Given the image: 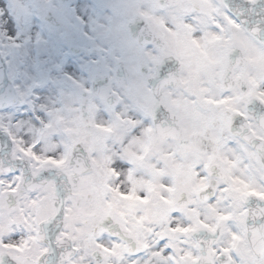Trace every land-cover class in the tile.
<instances>
[{
  "label": "clouds",
  "instance_id": "1",
  "mask_svg": "<svg viewBox=\"0 0 264 264\" xmlns=\"http://www.w3.org/2000/svg\"><path fill=\"white\" fill-rule=\"evenodd\" d=\"M0 13V68L23 101L0 109V145L7 130L62 161L33 177L25 158L15 194L4 173L0 244L28 241L24 264H264V0H0ZM60 204L54 257L42 222Z\"/></svg>",
  "mask_w": 264,
  "mask_h": 264
},
{
  "label": "snow or ice",
  "instance_id": "2",
  "mask_svg": "<svg viewBox=\"0 0 264 264\" xmlns=\"http://www.w3.org/2000/svg\"><path fill=\"white\" fill-rule=\"evenodd\" d=\"M7 28L12 29L13 24L8 22ZM262 99H264V97H262ZM5 138L7 143L5 145H0V153L11 149L13 152L18 151L21 154L19 156L13 155L7 162L0 159V187L5 185V180L3 178L4 173H8L7 187L4 188L6 192L15 194L20 191V184L24 182L25 177L22 175L19 165L25 158L31 160L35 166V170L32 173L33 177H39L42 174L44 170L42 167L43 165L48 163H62V161H56L51 158L42 157L41 155L35 153L32 148H25L21 146L17 140V137L7 132V130H5ZM5 163L8 165L6 168ZM254 195L264 199V193L262 192H254ZM71 213L72 209L64 208L63 205L60 204L56 207L55 212L51 216H47L43 220L42 223L47 226L45 228V237L52 242L49 248L44 249L45 253H51V255L54 257L57 256V248L61 247L62 238L67 235L63 229L66 221L70 218ZM58 217H61V219L58 220ZM53 224H55V235L52 233ZM27 245L28 241H24L23 243L19 244H0V264H6V256H11L16 264H24V260L19 254L24 252ZM49 264H64L63 256L61 255L56 259L51 260Z\"/></svg>",
  "mask_w": 264,
  "mask_h": 264
}]
</instances>
